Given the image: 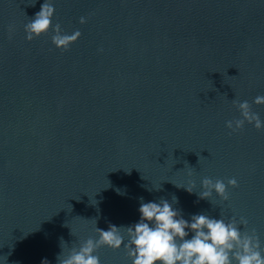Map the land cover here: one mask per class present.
Instances as JSON below:
<instances>
[{"label": "water", "instance_id": "1", "mask_svg": "<svg viewBox=\"0 0 264 264\" xmlns=\"http://www.w3.org/2000/svg\"><path fill=\"white\" fill-rule=\"evenodd\" d=\"M45 2L0 0V262L59 264L61 238L132 226L141 198L243 217L264 251V130L227 128L234 101L264 120V0H51L53 25L82 33L68 50L26 38ZM205 178L238 187L201 199Z\"/></svg>", "mask_w": 264, "mask_h": 264}, {"label": "clouds", "instance_id": "2", "mask_svg": "<svg viewBox=\"0 0 264 264\" xmlns=\"http://www.w3.org/2000/svg\"><path fill=\"white\" fill-rule=\"evenodd\" d=\"M54 19L55 7L51 0H46L35 18L25 25L27 40L39 39L54 31V46L61 50L70 49L79 41L82 33L76 30L72 34H65L60 24L53 25ZM80 23L86 24L87 20L81 17ZM8 31L13 33L15 25H9ZM254 103L264 105V95L257 96ZM234 105L242 118L229 120V130L240 131L246 123L254 125L258 131L264 130V120L253 112L247 101H234ZM201 185V199H211L215 195L228 201V187H238V181L233 178L226 185L223 180L205 178ZM195 187L193 183L184 188L193 193ZM117 192L123 194L119 189ZM174 202H177L175 197ZM173 203L166 199L145 202L141 198L138 223L128 227L110 225L107 231L97 228L98 239L89 238L78 248L72 247L67 252L64 251L66 242L61 238L63 253L58 257L59 264H102L96 254L102 246L114 251L124 248L131 258V264H264V251L261 250L257 233L254 230L251 233L241 231V225L246 228L248 224L245 218L226 221L206 214H194L189 220ZM43 264L49 262L44 260Z\"/></svg>", "mask_w": 264, "mask_h": 264}]
</instances>
